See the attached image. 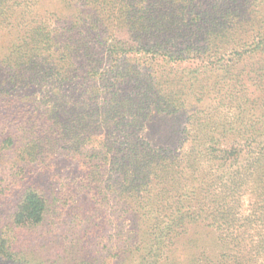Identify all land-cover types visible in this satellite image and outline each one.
I'll return each instance as SVG.
<instances>
[{
	"label": "trees",
	"instance_id": "obj_1",
	"mask_svg": "<svg viewBox=\"0 0 264 264\" xmlns=\"http://www.w3.org/2000/svg\"><path fill=\"white\" fill-rule=\"evenodd\" d=\"M44 2L0 0V27L15 36L0 67V168L11 155L27 184L15 225L44 221L49 203L29 174L53 170L63 148L84 168L68 204L82 194L93 217L105 215L111 174L108 187L128 208L142 188L153 227L166 220L168 245L182 234L193 241L189 226L206 223L221 254L205 264H256L264 212L239 211L243 196L264 191V0ZM192 105L180 146L144 135L152 117ZM14 254L0 235V255Z\"/></svg>",
	"mask_w": 264,
	"mask_h": 264
},
{
	"label": "rangeland",
	"instance_id": "obj_2",
	"mask_svg": "<svg viewBox=\"0 0 264 264\" xmlns=\"http://www.w3.org/2000/svg\"><path fill=\"white\" fill-rule=\"evenodd\" d=\"M55 5L56 0H45L43 10ZM59 12L65 13L63 10ZM14 38L13 30L0 27V67ZM135 56L137 59L132 64L142 73L145 71L142 57L140 54ZM197 107L189 106L187 111L177 115L152 117L144 135L156 146H180L178 141L184 136L182 129L187 115ZM51 162L53 170L41 171L42 166L34 167L29 174L30 183L41 189L49 203L44 221L35 225H15L14 215L27 184L14 174L11 155L0 168V235L12 240L15 252L13 260L0 255V264H205V261L209 263L220 256L219 231L206 223L189 226L193 241L188 239L190 236L182 234L174 245H168L169 241L160 237L166 220L160 221L159 229L153 227L155 213L150 214L142 208V188L138 192L140 196L128 199V208L124 206L125 202L120 203L113 197L115 194L108 187L113 182L111 174L104 177L109 200L107 210L103 209L105 215L98 213L93 217V201L90 197L83 198L82 194L68 204L66 195L70 196V201L76 194L71 197L67 192L68 184H79L84 168L79 161L68 157L63 148ZM259 191L264 192L257 190L250 200L247 195L243 196L241 216L246 218L264 212L262 206L254 203L259 199L264 204V193L259 195ZM99 216H102L100 220ZM88 217L91 221L94 219L93 224ZM260 250L254 255L256 264H264V250Z\"/></svg>",
	"mask_w": 264,
	"mask_h": 264
}]
</instances>
